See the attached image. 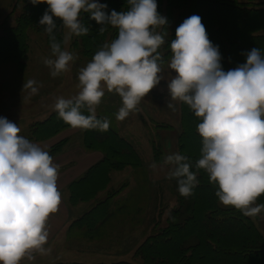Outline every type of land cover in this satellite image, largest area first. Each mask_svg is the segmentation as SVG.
<instances>
[{
  "label": "clouds",
  "instance_id": "clouds-1",
  "mask_svg": "<svg viewBox=\"0 0 264 264\" xmlns=\"http://www.w3.org/2000/svg\"><path fill=\"white\" fill-rule=\"evenodd\" d=\"M35 6L49 7L39 20L50 41L51 54L43 59L50 75L71 71L77 54L57 40L59 27L66 29L63 44L73 36L90 31L81 19L88 13L99 32L108 26L118 30L111 42L104 43L85 67L79 69L78 93L71 98L57 97L53 110L73 129L99 130L110 127L107 117L97 118V106L107 92L122 100L116 119L125 120L161 80L165 70L159 51L168 35L165 16L158 13L156 0H127V10L107 11L99 0H31ZM57 21L60 22L58 26ZM167 69L174 70L167 88L166 106L176 110L173 101L186 104L201 122V155L193 168L189 156L180 152L165 155L161 170L175 180L182 197L194 194L204 170L215 196L224 206L239 210L246 217L264 211L257 203L264 194V53L258 47L243 53L246 61L225 71L219 46L214 45L201 17L186 18L170 43ZM42 84L29 79L23 89L36 95ZM87 112V115L84 112ZM20 127L0 117V264L34 261L35 254L48 255V220L58 211L61 192L57 181L60 165L45 148L20 135ZM151 167L156 168L153 163Z\"/></svg>",
  "mask_w": 264,
  "mask_h": 264
},
{
  "label": "trees",
  "instance_id": "trees-1",
  "mask_svg": "<svg viewBox=\"0 0 264 264\" xmlns=\"http://www.w3.org/2000/svg\"><path fill=\"white\" fill-rule=\"evenodd\" d=\"M108 5L107 11L127 10V0H99ZM157 11L165 16L168 24L164 29L168 35L165 44L159 49L165 64L171 59L170 43L175 39L176 28L188 17L198 15L206 28L210 41L219 46L223 57L221 63L225 71L235 68L246 61L243 53L254 47L264 53V0H156ZM49 6L46 3L33 5L31 0H24L22 14L13 26L5 21L0 35V67L13 64L17 74H23L28 68L31 53L30 30L44 34L47 50L51 54L50 41L39 20ZM13 11L11 13L14 14ZM88 13L81 12V19L90 31L84 36H73L72 47L82 59L91 61L99 48L115 39L118 30L108 26L107 31L99 32L94 20ZM58 26L60 22L57 21ZM65 29L59 27L57 40L63 44ZM84 114L87 115L85 111ZM50 116V115H49ZM97 118H104L97 113ZM201 122L190 108L180 102V128L177 137L178 152L190 157L193 168L200 158L202 138L196 128ZM70 128L54 111L43 121L33 124L29 130V140L56 136L62 129ZM156 128H172L169 124H158ZM84 138L83 148L88 152H101L103 158L89 168L84 175L70 185V201L72 204H91L86 213L71 225L74 239L86 236V243L94 244L92 252L99 253V246L106 237L113 234V225L122 224L118 215L125 206L116 201L125 186L115 189L112 186V175L131 168L138 171L143 166L141 153L136 145L123 137L115 128V121H110L107 131L81 130ZM35 137V138H36ZM43 137V138H42ZM69 139L54 145L49 154L54 156L62 151ZM162 143V142H161ZM160 142L153 144L154 163L161 164L164 150ZM200 183L194 194L182 197L173 179L177 203L167 218L166 226L160 223L153 227L146 239L138 245L129 260H119L125 255L121 253L111 262L96 264H264V234L253 217L244 216L239 210L222 205L215 196L216 186L210 184L204 170L198 172ZM115 189V190H114ZM104 197L101 198L102 195ZM264 203V194L257 199ZM261 213H264L262 211ZM102 227L104 230L102 231ZM83 238V237H79ZM107 242V241H106ZM71 249L78 253H89V247L82 249V241ZM108 243V242H107ZM57 264H86L83 259L59 262Z\"/></svg>",
  "mask_w": 264,
  "mask_h": 264
},
{
  "label": "rangeland",
  "instance_id": "rangeland-1",
  "mask_svg": "<svg viewBox=\"0 0 264 264\" xmlns=\"http://www.w3.org/2000/svg\"><path fill=\"white\" fill-rule=\"evenodd\" d=\"M23 4L24 0H0V35L3 33L2 24L5 21L8 22L9 26H13L16 23L17 17L22 14ZM13 11L15 13L11 15ZM29 35L31 53L26 72L17 74L16 67L11 63L0 67V117H6L9 121L16 123L21 129L20 135L27 139L30 136L29 130L31 126L49 118L51 113L54 112L52 105L55 103L57 97L62 96L67 99L78 93L79 69L85 67L89 62L82 59L78 52L73 49L72 37L71 41L64 48L77 54L78 59L72 64L71 71L62 73L57 77H52L50 69L43 63V59L50 56L47 50L45 35L32 30H30ZM162 75L164 79L142 99L138 105V110L131 113L123 121L116 119V114L122 106V100L115 92L106 91L101 103L97 106L96 112L103 117H107L109 121H115V128L119 130L121 135L136 145L141 153L144 168L136 172L128 168L113 174L111 187L119 189L125 186L123 192L116 200L120 201L119 206L123 204L126 207L124 211H118L120 213L117 217V222H122V224L113 225L111 227L113 234L109 237L110 243H117V245L111 246L108 237H106L104 239L105 242L97 245L99 246V253L94 254L92 252L94 244L85 243L84 245H88L91 252L83 254L69 249L73 255L71 261L83 259L86 264L111 262L112 258L118 257L121 253L125 256L119 260H129L138 245L151 233L155 223H160L161 227L166 226V218L170 210L177 203L174 183L165 177L152 180L145 176V170L150 168L154 163L152 141L154 143L162 142L163 156L178 152L177 137L180 128V101L172 102L175 105V111L166 106L167 101L170 99L167 83L176 73L165 66ZM29 79H34L38 84L43 85L39 88L38 94L30 96L29 90L23 89L24 82ZM156 123L162 125L169 124L172 128H156ZM35 137L30 141L39 144L47 151L61 141L69 139L64 144L62 151L52 156L53 160L57 159L59 163L63 164V168L76 163L78 160L76 157L77 152H80L79 157H82V153L102 154L101 152H88L83 148L84 138L81 129L70 127L62 129L56 136L51 138L38 139ZM68 153H73L70 162L75 158L74 162L65 163L60 160L61 157ZM60 170H62L61 166ZM69 205L70 207L72 205L76 207L79 204H71L70 201ZM84 208L78 211H76L77 209L74 210V214H77L75 216H78L80 213L79 215L82 217L86 213ZM253 218L255 222H258V215ZM103 230L104 228L102 227ZM78 244L74 238H71L68 242L69 247Z\"/></svg>",
  "mask_w": 264,
  "mask_h": 264
},
{
  "label": "crops",
  "instance_id": "crops-1",
  "mask_svg": "<svg viewBox=\"0 0 264 264\" xmlns=\"http://www.w3.org/2000/svg\"><path fill=\"white\" fill-rule=\"evenodd\" d=\"M79 156L80 152H77L76 157L78 160L76 161V163L64 168L63 164L59 163L57 159L53 160L54 163L59 164L62 167V170H60L58 173L57 181L58 190L61 192V202L58 207V211L56 213L51 214L48 220V228L50 235L48 238V243L45 245V247L50 248L51 252L50 254L43 256L39 253H36V259L34 261H28L27 259H25L21 261V264H57L59 262H70L72 260V249L68 246L69 240L73 238V234L71 232V225L75 220L80 218V213L78 214V216H75L77 214H74V210L77 209L76 211H78L79 209L85 207L84 210L87 211L90 209L91 204L89 205L81 203L76 207H73V205L72 207H70V185L74 181L82 177L89 168L97 164L103 158V155L98 153H82V157ZM72 157L73 153H68L65 156L61 157L60 160L65 163H68L70 162V159H72ZM74 161L75 158L70 163ZM159 166L160 164L157 165L156 168L150 166V168L146 169V178L152 180H154L155 178H164L166 175V169L161 170ZM163 173L164 175H162ZM257 221L260 230L264 234V213L258 214ZM79 237H76V242H78L79 240L82 241V249L84 251L86 249V246L84 245L87 241L85 238L86 236Z\"/></svg>",
  "mask_w": 264,
  "mask_h": 264
}]
</instances>
